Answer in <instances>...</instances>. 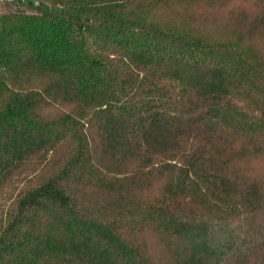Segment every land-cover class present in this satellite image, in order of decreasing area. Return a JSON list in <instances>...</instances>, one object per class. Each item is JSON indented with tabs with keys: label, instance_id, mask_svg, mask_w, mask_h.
Masks as SVG:
<instances>
[{
	"label": "trees",
	"instance_id": "1",
	"mask_svg": "<svg viewBox=\"0 0 264 264\" xmlns=\"http://www.w3.org/2000/svg\"><path fill=\"white\" fill-rule=\"evenodd\" d=\"M0 264H264V0H0Z\"/></svg>",
	"mask_w": 264,
	"mask_h": 264
}]
</instances>
